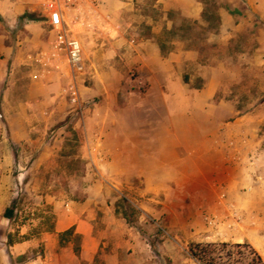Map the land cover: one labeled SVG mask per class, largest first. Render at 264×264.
I'll return each instance as SVG.
<instances>
[{
	"label": "rangeland",
	"instance_id": "374dc122",
	"mask_svg": "<svg viewBox=\"0 0 264 264\" xmlns=\"http://www.w3.org/2000/svg\"><path fill=\"white\" fill-rule=\"evenodd\" d=\"M27 3L36 10L0 22L37 54L43 48L26 26L43 21L42 5ZM92 5V28L79 30L87 40L78 98L65 96L68 114L29 149L32 183L14 191L8 230L32 212L52 226L46 199L62 197L96 214L101 244L84 264H108L114 253L122 264H200L189 254L193 242H247L264 259V0ZM2 96L0 87V143L17 154L8 122L19 102L11 97L4 107ZM8 230L0 247L24 239ZM62 239L75 248L82 241ZM43 252L40 245L12 262L0 254V264L30 263Z\"/></svg>",
	"mask_w": 264,
	"mask_h": 264
},
{
	"label": "crops",
	"instance_id": "0c3cea01",
	"mask_svg": "<svg viewBox=\"0 0 264 264\" xmlns=\"http://www.w3.org/2000/svg\"><path fill=\"white\" fill-rule=\"evenodd\" d=\"M23 2H12L13 6L10 10L4 9L0 4V15L14 19L18 14L36 10L34 6L27 3L28 1ZM41 12L43 21L26 26L28 30L35 33L32 39L35 46L37 44L43 48L37 54L30 52V46L26 48L25 39L20 34H13L15 31L12 34L9 33L8 25L0 22V87L3 95L1 103L8 108L11 97H16L19 102L18 111L8 122L10 139L18 146V153H12L7 146H2L3 143H0V231H2L0 236H5L9 228L8 224L11 223V218L5 216V210L15 199L14 191L22 190L24 186L29 187L32 183L31 180H25L26 175L32 170L24 164L29 149L38 142L46 141L40 135L47 132L48 128L56 122L55 118L68 114L70 105L65 96L72 92V87H79V77L71 76L66 61L49 60L41 54L50 52L53 46H48L46 37L51 38L52 44L55 39V31L51 29L46 13L43 9ZM88 22L76 25V32L83 43V48L87 40L84 33L92 28L90 17ZM11 24L13 26L10 27L11 30H15L16 23ZM19 26L23 25L17 24V27ZM5 67H8L9 72H5ZM19 91H22V94ZM72 100L76 101L73 95ZM52 133L50 142L54 141L57 144L63 140L60 131L56 130ZM46 202L53 207L54 224L47 227L43 221L45 215L32 212L27 222L17 223L13 226L14 228L7 231L24 236V239L10 245L2 244L0 254L7 253L12 262L16 255L25 254L42 245L43 254L34 256L30 263L23 264L92 263L96 259L101 244L94 235L93 223L96 218L94 211L74 200L62 197H49ZM70 228H74V235L78 234L82 239L79 254L75 250L73 239H62V234ZM138 241L141 244V240L138 239ZM106 262L122 264L118 253L107 256Z\"/></svg>",
	"mask_w": 264,
	"mask_h": 264
},
{
	"label": "built area",
	"instance_id": "2783aa9c",
	"mask_svg": "<svg viewBox=\"0 0 264 264\" xmlns=\"http://www.w3.org/2000/svg\"><path fill=\"white\" fill-rule=\"evenodd\" d=\"M4 0H0L2 3ZM19 2L24 0H8ZM27 1V0H25ZM39 1L46 13L51 29L55 31V39L50 52H43L47 59H62L67 62L72 77L85 74L86 60L81 39L76 32V25L87 23L89 17L97 15L93 0H28ZM92 3V4H91ZM89 24V22H88ZM74 99L77 100L78 91L71 88Z\"/></svg>",
	"mask_w": 264,
	"mask_h": 264
},
{
	"label": "trees",
	"instance_id": "16d2710c",
	"mask_svg": "<svg viewBox=\"0 0 264 264\" xmlns=\"http://www.w3.org/2000/svg\"><path fill=\"white\" fill-rule=\"evenodd\" d=\"M14 209L8 207L5 211L7 217H13ZM74 234V228H70L62 234V238ZM80 239V235H75ZM11 242V240H10ZM152 248H156L154 242H150ZM80 253V246L75 248ZM190 256L200 264H264L262 255L249 243H202L193 242L189 246Z\"/></svg>",
	"mask_w": 264,
	"mask_h": 264
}]
</instances>
